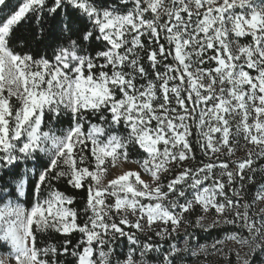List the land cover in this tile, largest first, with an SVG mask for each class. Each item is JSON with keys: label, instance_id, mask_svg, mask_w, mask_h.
<instances>
[{"label": "snow or ice", "instance_id": "1", "mask_svg": "<svg viewBox=\"0 0 264 264\" xmlns=\"http://www.w3.org/2000/svg\"><path fill=\"white\" fill-rule=\"evenodd\" d=\"M193 258L264 264V0H0V264Z\"/></svg>", "mask_w": 264, "mask_h": 264}, {"label": "trees", "instance_id": "2", "mask_svg": "<svg viewBox=\"0 0 264 264\" xmlns=\"http://www.w3.org/2000/svg\"><path fill=\"white\" fill-rule=\"evenodd\" d=\"M30 35V28L29 26L25 25L21 28L20 31V36L22 39L28 37ZM29 47H31L33 50H36V45L34 43L29 42ZM61 187L62 190H65V185L61 184L59 185ZM195 235L197 237V239H199V241L201 242H205L211 239H217V238H221L222 234L217 232V231H209V232H204L201 230H197L195 229Z\"/></svg>", "mask_w": 264, "mask_h": 264}, {"label": "rangeland", "instance_id": "3", "mask_svg": "<svg viewBox=\"0 0 264 264\" xmlns=\"http://www.w3.org/2000/svg\"><path fill=\"white\" fill-rule=\"evenodd\" d=\"M135 167H136L135 164L123 163L122 165L118 164L115 169H110V171L113 172L114 174H119L121 170H128V169L135 168ZM188 230L195 232V229L193 227H191V226H189ZM214 240L215 239H211V240H208V241H205V242H201V241H199V239H196L193 243L197 244V245H202V244H209L210 245V244H212L214 242ZM227 246L228 247H232V248L238 247V245H236L234 242H228ZM230 259L232 261H235V256H231ZM191 264H195V258H193ZM201 264H203V261H201ZM219 264H228V262L223 260V259H221L219 261Z\"/></svg>", "mask_w": 264, "mask_h": 264}]
</instances>
